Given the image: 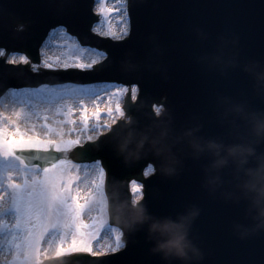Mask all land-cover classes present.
<instances>
[{
    "label": "water",
    "instance_id": "95a60500",
    "mask_svg": "<svg viewBox=\"0 0 264 264\" xmlns=\"http://www.w3.org/2000/svg\"><path fill=\"white\" fill-rule=\"evenodd\" d=\"M128 3L130 36L124 41H110L90 33L97 21L92 13L94 0H0V48L27 53L36 62L43 43L38 66L24 56L7 55L0 50V58L7 63L28 64L31 71L37 72L46 63L60 69L74 58L84 62L102 59V51L80 47L62 29L49 32L58 26H64L83 45L104 48L108 54L96 70H69L65 76L61 72H47L39 75V80H33L36 76L26 66H11L0 60V96L8 87L51 82L59 77L77 82L136 84L137 101L132 103L128 96L124 104L130 121L148 125L154 114L152 107L161 106L177 129L199 124L205 136L222 134L218 98L251 99L252 81L241 68L250 62L264 63V0ZM95 11L101 16L93 27L95 34L105 37L103 34L110 32L125 38L123 30L129 28L125 0H97ZM20 24L23 28L17 30ZM229 59H235L239 66L228 67L224 62ZM252 103L264 107L258 100ZM125 131V122L119 121L95 143L77 147L71 154L79 163L103 161L110 222L125 235V248L98 259L78 255L48 259L42 264H177L154 254L155 241L145 228L131 230L116 221L114 209L130 201L128 181L132 179L143 184L140 203L152 218L176 219L193 206L199 209V215L189 221L188 232L202 256L197 264H264V232L239 238L233 226L249 223L245 205L225 201L219 193L205 190L201 171L204 161L186 158L178 174L172 177L161 175L150 157L126 163L118 151ZM24 155L27 158L32 154ZM150 163L155 173L144 178L142 173Z\"/></svg>",
    "mask_w": 264,
    "mask_h": 264
},
{
    "label": "snow or ice",
    "instance_id": "6c2138e0",
    "mask_svg": "<svg viewBox=\"0 0 264 264\" xmlns=\"http://www.w3.org/2000/svg\"><path fill=\"white\" fill-rule=\"evenodd\" d=\"M129 31L130 26L123 30V37H127ZM103 35L109 39L122 38L110 32ZM100 56L106 59L105 53L101 52ZM99 62L98 59L84 62L74 58L60 69L47 63L44 67L51 71L86 72L93 71ZM127 92L128 88L124 86L114 90L102 87L96 91L95 85L63 84L9 93L16 110L11 116L0 112V236L4 237L0 256L4 257L5 264H41V258L49 253L57 259L83 254L98 259L115 255L125 247L121 243L123 233H118L103 218L93 223L84 222L87 213L97 207L102 210L107 207L104 195L107 171L103 161L73 163L53 153L65 154L95 143L102 130H110L108 124L101 126L99 123L102 105L106 106V115L114 124L124 116L118 98ZM137 92L138 85H132V100L137 99ZM88 93L95 105L91 113L83 100L79 101L78 109L69 104L70 96ZM114 98L115 113L112 108ZM155 110L160 112L161 108L157 106ZM75 111H79L81 127L76 126ZM61 116L64 119H55ZM66 135H76V139H65ZM83 135H87L85 140L81 139ZM25 153L32 155L26 158ZM149 170H153L151 166ZM130 183L132 192L140 194L135 200H140L143 185L135 179ZM102 233L112 234L115 243L99 248L96 242L102 238ZM9 255L13 257L12 262L7 261Z\"/></svg>",
    "mask_w": 264,
    "mask_h": 264
},
{
    "label": "clouds",
    "instance_id": "9594fccd",
    "mask_svg": "<svg viewBox=\"0 0 264 264\" xmlns=\"http://www.w3.org/2000/svg\"><path fill=\"white\" fill-rule=\"evenodd\" d=\"M224 63L237 67L235 59ZM252 81V98L217 100L218 123L222 134L205 136L202 126L177 129L167 110L153 114L148 125L125 121L126 131L118 151L125 162L150 157L157 171L166 177L178 174L184 159L204 161L203 187L219 193L225 201L245 205L248 224H236L234 231L244 239L264 232V63L250 62L241 68ZM116 221L122 227L145 228L155 241L153 252L177 264H197L199 249L188 238L190 219L199 215L193 206L176 219L150 217L140 200L115 207Z\"/></svg>",
    "mask_w": 264,
    "mask_h": 264
},
{
    "label": "bare ground",
    "instance_id": "6f19581e",
    "mask_svg": "<svg viewBox=\"0 0 264 264\" xmlns=\"http://www.w3.org/2000/svg\"><path fill=\"white\" fill-rule=\"evenodd\" d=\"M117 86H113V88H116ZM100 88L102 87H99V88H95L96 91H99ZM112 88V89H113ZM128 88V92L131 94V86L130 87H127ZM20 91V90H17V92ZM11 91H7L5 93V96H3L1 99H0V112H4L6 115H12V113L16 110L13 105H12V97L11 95L9 94ZM101 95H103V93H101ZM5 99L3 102H2V99ZM80 100H83L84 103L88 106V109H89V112L91 113L92 111L95 110V105L93 104L92 102V95L91 93H88V94H77V95H72L69 97V104L74 108V109H78L79 108V101ZM114 102V99L112 101V108L114 109L115 108V103L113 104ZM5 105H7V107H5ZM107 112V109H106V106L102 105L101 107V113H106ZM49 116H52V113H47ZM123 117V116H122ZM76 119V123L79 122V114L77 111H75V114H74V117ZM13 119H15V117L13 116ZM64 119V117H63ZM110 118L106 119V120H100L99 123H102L100 125H103L104 123H108V124H111L110 123ZM50 123L52 122L51 120L49 121ZM78 127V126H77ZM65 131H67V126L65 127ZM102 132H105V130H103ZM101 132V133H102ZM85 140V139H83ZM67 158V157H66ZM15 176V174H13ZM80 175L81 177L83 178L84 177V172H83V169H81L80 171ZM119 233V231H118ZM2 244H4V237H2ZM97 246L98 247H104L105 245H108L109 244V240L104 236L100 241H97ZM2 250V249H0ZM50 257H53V255H48ZM0 259H4L3 256H0Z\"/></svg>",
    "mask_w": 264,
    "mask_h": 264
},
{
    "label": "rangeland",
    "instance_id": "374dc122",
    "mask_svg": "<svg viewBox=\"0 0 264 264\" xmlns=\"http://www.w3.org/2000/svg\"><path fill=\"white\" fill-rule=\"evenodd\" d=\"M64 84H71V85H73L72 83H64ZM44 85H47L49 88H53V87H57V86H59V85H63V84H60V83H55L54 85H48V84H41V85H38V86H36V87H34V88H32V87H29V88H27V87H21V88H18L19 90H21V89H29V90H32V89H38V88H41L42 86H44ZM89 85H95V88L97 89V88H99V87H108V88H113V86L114 85H106V84H99V85H97V83L96 84H89ZM73 86H78V85H73ZM83 86H88V85H83ZM18 89H9L8 91H17ZM115 88H113V90H114ZM123 98H124V94L123 95H121L118 99H119V102H120V105H121V102H122V100H123ZM5 99L3 98L2 99V102L4 101ZM116 104V99L114 98V102H113V104ZM78 112V114H79V111H77ZM113 113H115V108L113 109ZM108 118H110V117H108L107 115H106V113H103L102 114V119L101 120H106V119H108ZM55 119H63V117L61 116V117H55ZM111 119V118H110ZM100 124H102V123H100ZM105 124H108V123H104L103 125H105ZM103 125H101V126H103ZM109 126H110V124H108ZM76 126H78V127H81V125H80V121L79 122H77L76 123ZM103 131V130H102ZM101 131V132H102ZM100 132V133H101ZM89 134H91V133H89ZM87 138V135H83V136H81V139L83 140V139H86ZM65 139H76V135H71V136H68V135H66L65 136ZM73 172H75V170H73ZM84 202V199H83V193H82V199H81V203H83ZM101 218H103L104 220H106L107 221V213H106V210H102L100 207H97L96 208V210H94V211H91V212H89V213H87L85 216H84V222L85 223H93L94 221H96V220H99V219H101ZM6 222H7V218H6ZM9 227H10V225H9ZM117 231V230H116ZM118 232V231H117ZM106 237L108 240H109V244H114L115 243V240H114V236L112 235V234H108V233H102V238L103 237ZM2 237L3 236H0V245L2 244ZM101 238V239H102ZM100 239V240H101ZM100 240H98V241H100ZM105 247V246H104ZM104 247H99V248H101V249H103ZM49 255H53V257H54V254L53 253H49ZM43 258V257H42ZM42 258H41V260H42ZM7 261L8 262H12L13 261V257L12 256H8L7 257ZM0 264H5V260L4 259H0Z\"/></svg>",
    "mask_w": 264,
    "mask_h": 264
}]
</instances>
